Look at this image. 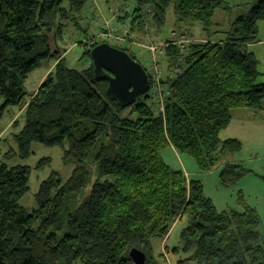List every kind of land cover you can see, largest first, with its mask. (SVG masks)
I'll use <instances>...</instances> for the list:
<instances>
[{"label": "trees", "instance_id": "1", "mask_svg": "<svg viewBox=\"0 0 264 264\" xmlns=\"http://www.w3.org/2000/svg\"><path fill=\"white\" fill-rule=\"evenodd\" d=\"M130 1L132 15L121 18L130 33L141 27L145 6L156 28L171 7L176 24H197L207 33L202 43L185 48L174 76L170 69L180 54L172 45L165 50L163 114L154 110L148 89L122 107L107 95L108 82L95 76L92 63L74 70L58 50L52 52L50 38L61 37L66 23L88 36L79 17L86 0H0V113L17 106L23 115L21 130L10 135L17 150L5 157L27 158L34 143L58 145L62 162L73 166L66 181L51 172L40 182L29 213L20 205L29 168L0 163V264H133L127 254L132 244L146 255L145 264H159L152 241H165L182 220L187 226L180 244L163 248L165 255L187 256L178 264H264V228L242 193L235 196L239 211L218 212L200 180L186 179L161 158L162 150L173 148L201 173L221 167L225 188L250 174L244 166L220 162L239 153L242 143L219 135L233 111L262 110L264 83L257 80L263 74L248 46L258 42L264 0L238 15L221 38L212 22L217 10L227 8L221 0ZM81 47L89 57V47ZM50 58V72L26 94L25 79ZM17 127L14 120L9 129Z\"/></svg>", "mask_w": 264, "mask_h": 264}, {"label": "rangeland", "instance_id": "2", "mask_svg": "<svg viewBox=\"0 0 264 264\" xmlns=\"http://www.w3.org/2000/svg\"><path fill=\"white\" fill-rule=\"evenodd\" d=\"M86 1V5L82 10V15L79 17L81 20L82 18L85 19L84 21H81V26L86 28L88 36L89 34L96 33L100 30L104 22L109 21L111 17L109 9L120 6H126L131 9L133 7V2L130 0H108L107 3L104 0ZM221 1L222 6H226L227 8L224 9V11L217 10L212 17V22L215 24L213 29L217 31V34L214 35L216 38L222 37L224 31L228 30L230 23L233 22L238 15L247 14L248 10L254 6L257 0ZM164 20L165 22L161 27L156 28L154 24L151 25L146 31L147 33L143 30L142 25L140 28H134L129 38L143 44H147V41L145 40L146 36L151 38L150 42L152 43L164 42V40L170 37L171 30H173L176 25V20L173 17L171 7H168L166 10ZM119 22L121 23V20ZM123 23L128 25L124 20ZM73 27L72 23H66L61 37L56 38L53 36L50 38V48L52 49V52L58 50V53L63 55V58L66 59V65L69 68L80 70L91 64V58L84 56L85 49L81 47V44L72 47V43L75 42L76 39L85 37L84 35H79L77 29H74ZM257 27V39L260 40L259 45L252 48L250 51L255 53L257 61L260 64L259 70L263 75L257 80V83L261 84L264 83V22H258ZM185 31L189 34L191 33L193 38L189 37V34L188 37L189 40L194 43H202L204 39L207 38V33L200 30V27L197 24H190ZM128 45L129 46L126 48L127 53L135 58L141 67L147 70L148 55L146 50L141 49L136 45ZM91 49V47L88 48V50ZM53 64L54 59L50 58L42 61L37 68L31 71L24 81V90L26 94H31L36 90L43 75ZM161 66L164 69L165 76L166 65L164 57L161 61ZM1 104L2 100L0 99V106ZM155 104L153 105L154 110H157ZM128 112L129 110H126L125 114L128 115ZM22 117L23 115L19 113V108L17 106L7 107L0 113V163L2 162L8 167L20 165L29 168V181L27 184L29 189L25 196L22 197L23 199L20 201V205L23 209L27 210V212L31 213L35 210L33 197L38 190L40 182L46 180L51 172L59 174L61 180L66 181L70 177L73 166L65 165L64 162H62L63 151L58 145L54 147H43L34 143L30 147L31 155L27 158H19L18 154L11 158H6L5 154L9 149H13L14 151L17 150L16 144L10 140V135L21 130L23 124ZM231 117V123L227 129L221 131L219 138L221 140H228L229 138L236 139L239 143H242V148L237 154L221 158L220 162H237L238 164L245 166L250 171V174L245 175L238 184L231 188H225L220 184L218 169H214L207 173H201L197 169L198 172H196V175H192L190 179L201 180L206 198H210L214 202L218 212L228 209L239 210L235 196L236 193L241 190L244 199L256 209V211H258L262 227L264 228V108L262 111L258 112L239 109L238 111H233ZM14 120L18 122V127L9 129V126ZM162 152L163 154H166L167 148L162 150ZM46 158L50 160L49 163L41 167L36 166L38 165L37 162L39 160ZM184 158L189 160L192 166H195L190 157L184 155ZM174 168L176 167L171 166V169ZM186 226L185 220L176 222L162 247L160 246L161 242L159 240L152 241V256L159 264H178V261L187 258V256L182 255L175 258L171 257L170 254L167 258H163V248L168 250L176 248V246L180 244L179 234ZM131 248H136V246L134 244L130 245L127 249V254H129Z\"/></svg>", "mask_w": 264, "mask_h": 264}, {"label": "built area", "instance_id": "3", "mask_svg": "<svg viewBox=\"0 0 264 264\" xmlns=\"http://www.w3.org/2000/svg\"><path fill=\"white\" fill-rule=\"evenodd\" d=\"M134 9V4L132 9L126 6H120L116 8L109 9L111 17L109 21L104 22L100 30L96 33L89 34L87 37L81 39H76L72 43V47L77 44H81L87 47L94 48L99 44H106L112 46L118 50L127 48L128 44L131 46L136 45L141 49L146 50L148 55V64H147V77L149 78L148 90L151 97L154 101L157 102V112L163 114V98L168 94L167 90L164 88L162 81L164 77V69L161 66V61L165 57V50L168 46L172 45L177 48L180 57L177 60V64L173 66L170 70L171 76L180 73L179 63L181 61V54L184 53L185 48L193 43L189 40L188 32L185 30H179L177 33H174V38L168 42H150L151 38L146 36V31L153 25L152 16L153 11L149 6H145L142 12V27L146 32V41L147 44L139 43L137 41L131 40L129 37L131 33L129 31V25H126L123 22H119L122 17L132 15ZM166 70V68H165Z\"/></svg>", "mask_w": 264, "mask_h": 264}, {"label": "water", "instance_id": "4", "mask_svg": "<svg viewBox=\"0 0 264 264\" xmlns=\"http://www.w3.org/2000/svg\"><path fill=\"white\" fill-rule=\"evenodd\" d=\"M89 58L95 76L108 82L107 95L122 107L133 105L137 98L147 94V73L124 50L101 43L90 50ZM128 259L133 264L146 263V255L136 248H131Z\"/></svg>", "mask_w": 264, "mask_h": 264}, {"label": "crops", "instance_id": "5", "mask_svg": "<svg viewBox=\"0 0 264 264\" xmlns=\"http://www.w3.org/2000/svg\"><path fill=\"white\" fill-rule=\"evenodd\" d=\"M106 3L108 2V0H104ZM85 19L84 18H82V21H84ZM84 24H86V23H84ZM189 27V25H186V24H176L175 26H174V29L173 30H171V34H170V37L169 38H167L166 40H164V42H168V41H170V40H172L173 38H174V33H177L179 30H181V29H183V30H187V28ZM189 34V33H188ZM190 36L189 37H191V38H193V36L191 35V33L189 34ZM205 40V39H204ZM203 41V40H202ZM258 42L257 43H255V44H253V45H250V46H248V48L250 49V50H252V48H255V47H257L258 45H259V41L260 40H257ZM53 67V65L51 66V67H49L48 69H47V72L43 75V78L50 72V70H51V68ZM43 78L41 79V81L43 80ZM40 81V82H41ZM39 82V83H40ZM39 86V85H38ZM37 86V87H38ZM34 92V91H33ZM263 104H264V101L262 102V105H261V108L263 109L264 107H263ZM262 111V110H261ZM231 120H232V117H231ZM169 151V152H168ZM166 156V157H165ZM161 158H163V160H164V162L167 164V166H169L170 168H171V166L173 167V166H175L176 168H174V170H180V171H182L183 173H184V175L186 176V179H188V180H192V179H190V177L192 176V175H196V172H198L197 171V169L198 168H196L195 166H192L191 165V163L189 162V160H187L186 158H184V156H179V155H177L176 154V152L174 151V149L173 148H167V153L166 154H163V152L161 151ZM232 163H234L235 165H238V166H243V165H241V164H238L237 162H232ZM171 166H170V165ZM193 167H195V168H193ZM245 167V166H244ZM246 168V167H245ZM220 169H221V167L218 169V174H219V171H220ZM247 169V168H246ZM200 172V171H199ZM194 181H196V180H200V179H193ZM201 181V180H200ZM202 183V182H201ZM202 185H203V183H202ZM239 192V191H238ZM240 192H241V190H240ZM210 199V198H209ZM245 200V199H244ZM212 201V200H211ZM214 203V202H213ZM246 203H247V205L250 207V208H252V209H254L247 201H246ZM215 205V204H214ZM216 208V207H215ZM217 210V209H216ZM234 210H236V209H234ZM255 211H256V209H254ZM236 211H239V210H236ZM258 212V211H257ZM167 240V237H166V239H165V241ZM165 241H163V242H161L160 243V246L162 247L164 244H165ZM164 255H165V253H164ZM167 256H169L168 254L167 255H165L164 257L165 258H167Z\"/></svg>", "mask_w": 264, "mask_h": 264}]
</instances>
